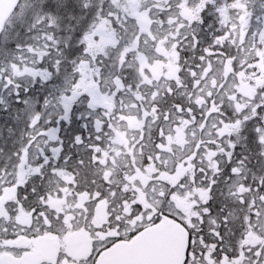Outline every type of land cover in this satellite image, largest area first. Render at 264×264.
Here are the masks:
<instances>
[{
	"label": "snow or ice",
	"instance_id": "1",
	"mask_svg": "<svg viewBox=\"0 0 264 264\" xmlns=\"http://www.w3.org/2000/svg\"><path fill=\"white\" fill-rule=\"evenodd\" d=\"M164 61L172 77L151 72ZM0 114L17 137L0 146V264H109L168 221L183 264H264V0H7ZM210 117L227 149L184 155ZM70 236L82 254L34 259Z\"/></svg>",
	"mask_w": 264,
	"mask_h": 264
},
{
	"label": "flooded vegetation",
	"instance_id": "2",
	"mask_svg": "<svg viewBox=\"0 0 264 264\" xmlns=\"http://www.w3.org/2000/svg\"><path fill=\"white\" fill-rule=\"evenodd\" d=\"M161 60H163V57H161ZM151 72L157 76V77H172L175 73V67L170 65L167 61H164L162 63L155 64ZM217 77L220 78V73L217 72ZM170 83L169 79H162L161 80V86L166 87L167 84ZM230 87V86H229ZM231 90V88H230ZM236 91L247 93L249 91L246 82L241 84L239 89H236ZM203 95V93H201ZM106 103V102H103ZM126 103L130 104V100H126ZM148 106V105H146ZM127 120L120 126L121 132H127L128 139L131 140V138L136 135L134 129L138 127L137 121L134 119V117L140 115V110L137 108L128 107L125 113ZM184 115L187 116V113ZM12 123L10 121L9 115L7 114H0V129L3 131V138L0 139V146H5L3 144V141H7L6 147H14L13 140H15L17 137L13 136L11 140L8 139L9 133H8V125ZM214 124H219V121L213 118H209L208 125L204 129L203 132H200L197 130L195 138H193L190 134L187 136V140L189 143L183 144V138L179 135L174 137L176 143H174L173 147L176 148L177 154H181V149L177 147V144H183V154L184 155H190L191 152L195 151L194 142H199L203 140L207 144V148L213 149L217 152H220V148L227 149V135L225 130L221 127L220 131L225 132V135L223 138H221L220 134L218 133L217 128H214ZM183 127L188 128L189 132H191V127L188 125H183ZM129 128L133 129V131H129ZM209 141H216V143H208ZM123 142V137L121 136V143ZM119 147V145H117ZM201 151H202V157L206 162H210L208 160V157L211 156V152H207L205 150V145H200ZM215 159L222 160L224 159L223 154L216 156ZM83 175V172L81 173ZM63 248L64 251H67L71 255H80L85 251L84 248V242L82 238L80 237H68L65 241H58L54 237L45 238L39 241L34 242V259L37 261H48V260H54L56 253L58 250Z\"/></svg>",
	"mask_w": 264,
	"mask_h": 264
},
{
	"label": "water",
	"instance_id": "3",
	"mask_svg": "<svg viewBox=\"0 0 264 264\" xmlns=\"http://www.w3.org/2000/svg\"><path fill=\"white\" fill-rule=\"evenodd\" d=\"M7 0H0V11ZM138 243L122 244L107 254L109 264H183L186 233L171 221L144 233Z\"/></svg>",
	"mask_w": 264,
	"mask_h": 264
}]
</instances>
